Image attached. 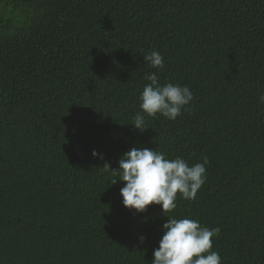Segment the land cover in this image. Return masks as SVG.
<instances>
[{"label":"trees","instance_id":"1","mask_svg":"<svg viewBox=\"0 0 264 264\" xmlns=\"http://www.w3.org/2000/svg\"><path fill=\"white\" fill-rule=\"evenodd\" d=\"M152 72L194 98L141 132ZM262 91L264 0H0V264H151L168 217L220 227L222 264H264ZM133 147L206 156L196 198L126 208L103 165Z\"/></svg>","mask_w":264,"mask_h":264},{"label":"clouds","instance_id":"2","mask_svg":"<svg viewBox=\"0 0 264 264\" xmlns=\"http://www.w3.org/2000/svg\"><path fill=\"white\" fill-rule=\"evenodd\" d=\"M150 67L162 70L165 67L164 57L159 51L152 50L143 55ZM145 79L150 81L140 94V112L133 118V125L143 132L146 128L145 115L156 118L157 114L169 120H175L187 111V106L194 96L186 85L159 83L156 72L149 73ZM264 104V91L258 97ZM94 157L102 154L93 150ZM205 156L202 163H189L181 158H167L163 152L149 148L133 147L123 153L118 161V168H111L105 162V171L118 177L112 185L123 181L120 189L123 205L138 213L146 211L151 204L160 205L163 213L171 212L177 207V194L185 200H194L198 190L207 179ZM168 217V216H167ZM163 236L159 247L153 251L151 264H222L220 253L213 249V238H218L220 227L208 228L198 220L190 218H170L162 226ZM145 237L141 236L143 242Z\"/></svg>","mask_w":264,"mask_h":264}]
</instances>
